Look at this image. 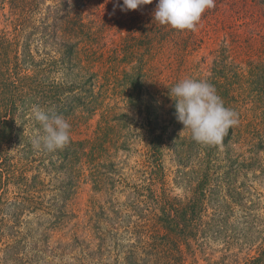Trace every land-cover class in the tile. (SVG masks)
I'll list each match as a JSON object with an SVG mask.
<instances>
[{
  "label": "trees",
  "instance_id": "trees-1",
  "mask_svg": "<svg viewBox=\"0 0 264 264\" xmlns=\"http://www.w3.org/2000/svg\"><path fill=\"white\" fill-rule=\"evenodd\" d=\"M157 2L149 4L151 12L137 21V27L129 28L123 52L100 54L94 48L100 47L101 33L96 20H87V0H0V243H5L0 253L4 264L17 261L22 246L54 252L50 239L56 230L78 217L72 205L82 182H90L99 192L114 191L117 184H123L130 189L128 211L117 209L112 198L94 204L87 213V224L98 240L96 246L84 244L83 230H72V241H66L62 251L79 247L80 254L88 258L114 252L112 257L122 264H188L189 253L205 255L209 240L222 237L226 254L213 264H241L242 260L243 264H264V214L258 209L259 198L250 200L247 211L237 215L233 207L245 204L247 197L231 185L221 195V186H212L213 176L207 170L188 200L166 193L162 186L165 138L153 127L149 130L148 164L139 170L143 178L129 182L118 166V153L127 149L128 138L113 132V122L127 118L125 108L114 104L119 101L117 93L128 99L142 96L144 78H149L148 66L155 57L165 56L167 49L187 56L202 41L197 33L201 27L227 35V29L236 32L239 17L247 24L249 18L253 24L261 23L264 0H215V8L205 11L196 31L159 24L153 15ZM257 28L258 24L250 29L260 32ZM227 51L223 48V58L215 62L211 80L205 81L215 87L226 107L238 113L239 124L217 146H227L236 134L252 131L258 134L250 143L254 147L258 141L264 149V82L253 79L247 86L239 82L244 77L241 68L223 62L228 60ZM132 63L138 65L127 70ZM256 70L255 66L254 74ZM229 72L235 81L227 79ZM221 77L227 81H220ZM258 77L263 79L262 74ZM159 93L149 95L151 100ZM251 94L254 96L249 98ZM249 99L256 109L248 108ZM33 104L68 120L70 143L63 149L51 153L33 149L30 137L43 134L31 115ZM251 111L256 117L249 120L246 117ZM96 115L101 119L94 134L75 139V129ZM170 115L172 124H182L173 100ZM28 124L32 125L29 130ZM253 161L251 155L243 161L233 160V164L236 170L249 169ZM129 210L136 220H126ZM32 215L36 221L29 219ZM127 222L133 225L123 227ZM81 224L75 223L77 227ZM123 228L136 237L126 250L119 233ZM253 249L254 255L241 258Z\"/></svg>",
  "mask_w": 264,
  "mask_h": 264
},
{
  "label": "rangeland",
  "instance_id": "rangeland-1",
  "mask_svg": "<svg viewBox=\"0 0 264 264\" xmlns=\"http://www.w3.org/2000/svg\"><path fill=\"white\" fill-rule=\"evenodd\" d=\"M120 2L122 3L123 0H120ZM114 3L115 0H87V8L85 7L87 20L89 18L90 22L95 20L98 22L96 26L101 33L99 37L100 43L98 42L100 47L96 48L95 45L94 50L97 49L100 54H108L113 50L123 52L124 39L130 34L129 28L131 26L137 27V21L145 18L152 10L150 5H145L141 9L124 12L119 8L114 10ZM46 4H51V1H47ZM262 15L264 14L261 11L259 14L261 23L256 22L254 24L252 18H249L247 24L245 18L239 17L236 32L232 28L227 29L229 32L227 35L222 34L223 32L209 33L201 27L197 30V33L202 41L195 50L191 49L187 56L174 53L175 49L171 51L167 49L165 56L155 57L151 61L148 66L150 70L149 78H144L142 96L138 97L135 95L133 98L128 99L127 96H121L116 91L118 96L115 98L119 99V101L114 102V104L125 108L124 110L127 113L126 121L113 122L115 125L113 132L118 137L123 134V136L126 135L128 138L127 149L118 153L120 175L124 176L129 182L143 178L142 171L139 170H143L145 168L144 165L148 164L149 130L153 127V130L157 131V133H162L165 138L163 144L165 170L162 186H164L166 193L174 197L177 196L184 201L188 200L192 196L194 186L198 184L200 177L207 170L213 176L211 179L212 186H221L219 189L222 191L221 195L227 194V188L231 185V188L239 187L244 197H247L248 200L245 201V204L233 207L237 215L247 211L250 200H257L258 198L260 199L259 203L257 202L259 212L264 214V149L259 146L258 141H255L257 146L254 147L250 143V139L253 140L258 133H252V131L249 133L248 131L244 136L236 134V137H233L227 146L197 143L191 138L190 131L182 128L183 124L171 123L172 98L169 97L170 88L184 78L211 80L210 77L213 76L215 62H219L223 58V48L228 50L224 54L229 55L228 60H223V62L232 63L241 68L239 73L244 77L239 82H242L244 86L250 84L253 79L264 82V16ZM212 17L214 18L215 15ZM237 17H234V20ZM256 24H258L257 30L260 32L250 29ZM134 65L137 66L138 64L132 63L129 67H125L130 70ZM255 66L257 70L254 74L253 68ZM258 74H262L263 79L259 78ZM118 76L120 80L124 78L122 70L118 72ZM227 79L235 81L231 72L228 73ZM220 81L227 80L221 77ZM156 91L160 93L156 95V100L154 98L151 100L149 95L152 96ZM252 96L254 95L251 94L249 98ZM248 101V104H250L248 108L256 109V106L251 105V99ZM128 105L130 106L127 108L126 106ZM255 113L249 112V116L246 118L250 120L252 117H256ZM243 114H245V111ZM100 119L101 117L96 115L87 124L79 126L73 133L74 138L84 139L94 134ZM31 127V124L27 125L28 130ZM32 135L34 136V134ZM251 151L252 154L250 153ZM207 155L210 158L209 162ZM251 155L254 157L253 167L249 169L247 167H238L236 170L237 167L233 164V160L239 158L243 161ZM222 180L224 181L222 182ZM139 181L138 179L137 182ZM160 186L161 184L159 185V190ZM221 195L219 194V197ZM129 197L130 189L123 187V184H117L114 191L99 192L94 190L93 184L90 182H82L72 205L73 211L78 214V217L71 220L66 228H58L56 230L54 236L50 239V246L55 248L54 252L47 254L38 252L39 250L33 249L32 246H22L18 249L19 259L14 263L5 261V264H122L123 262H116V259L112 257L114 252L108 257L104 253L102 256L93 255L88 258L80 254L79 247L72 248L68 246L63 251L61 247L66 241H72V230H83L82 232L87 238L84 244L90 243L91 247H95L98 240L89 231L91 229L87 224V213L89 214L93 210L94 204L98 205L100 202L104 204L110 198L115 202L117 209L127 213L126 203H128ZM219 200L221 199L219 198ZM129 215L130 217L128 216L126 220L137 219L132 216L130 210ZM29 219L36 221L37 217L32 215ZM78 221L82 223L80 227L75 225ZM128 224L127 222L122 226L126 227L125 225L128 226ZM132 225V223L129 224V226ZM129 228L132 229L131 227ZM130 229L123 228L119 231L125 250L136 239ZM51 234L53 235V232ZM224 241L222 237L219 239L212 238L203 249L205 255L197 253L198 255L195 256L189 253L188 264H213L216 261H222L221 257L226 254V249H223ZM257 244L254 248L257 247ZM58 245H60V248H57ZM0 248H5V243H0ZM234 249L236 248H233L232 251ZM254 254L255 249L251 253H242L241 258L242 256ZM243 263L244 261L242 260L241 264ZM0 264H4L3 253H0Z\"/></svg>",
  "mask_w": 264,
  "mask_h": 264
},
{
  "label": "clouds",
  "instance_id": "clouds-1",
  "mask_svg": "<svg viewBox=\"0 0 264 264\" xmlns=\"http://www.w3.org/2000/svg\"><path fill=\"white\" fill-rule=\"evenodd\" d=\"M154 0H115L114 10H137ZM215 8V0H158L154 20L176 30L196 31L206 10ZM176 117L188 129L191 138L204 145H220L230 128L239 124L238 113L225 106L215 87L205 80L184 78L170 88ZM31 115L42 133L30 137L36 151L55 152L70 143L71 125L63 115L31 106ZM183 129V130H184Z\"/></svg>",
  "mask_w": 264,
  "mask_h": 264
}]
</instances>
